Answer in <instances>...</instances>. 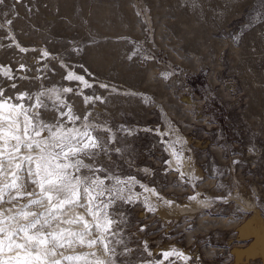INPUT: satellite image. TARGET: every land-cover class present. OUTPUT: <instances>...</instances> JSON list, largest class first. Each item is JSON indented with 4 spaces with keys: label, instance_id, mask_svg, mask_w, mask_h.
Masks as SVG:
<instances>
[{
    "label": "rangeland",
    "instance_id": "1",
    "mask_svg": "<svg viewBox=\"0 0 264 264\" xmlns=\"http://www.w3.org/2000/svg\"><path fill=\"white\" fill-rule=\"evenodd\" d=\"M13 3L0 6L13 20L0 28V63L16 77L26 74L19 63L29 76H46L17 79L22 90L71 87L101 97L85 104L65 94L77 114L92 112L116 135L95 162L137 181L133 201L117 203V264H264L256 237L242 232L264 222V0H21L12 10ZM68 71L93 86L66 80ZM142 185L159 192L156 211L147 210ZM172 249L189 259L164 260Z\"/></svg>",
    "mask_w": 264,
    "mask_h": 264
},
{
    "label": "snow or ice",
    "instance_id": "2",
    "mask_svg": "<svg viewBox=\"0 0 264 264\" xmlns=\"http://www.w3.org/2000/svg\"><path fill=\"white\" fill-rule=\"evenodd\" d=\"M20 2L15 0L12 10ZM5 3L0 0V6ZM0 15L6 17L0 28L13 24L8 13ZM11 39L15 41L14 36ZM14 46L21 53L29 51L18 42ZM42 56L47 58L50 53L45 50ZM17 71L26 74L16 77L11 65L0 63V75L7 78L0 84V264H117L116 246L124 244L120 238L124 217L117 203L133 201L132 186L137 181L135 177L122 179L112 175L95 162L99 152L106 153L108 145L115 143L116 135L105 123L96 121L92 112L77 114L65 94L80 95L85 104L101 97L87 96L71 87L22 90L17 79L43 80L46 76L27 75L30 68L26 63H19ZM64 78L79 81L85 88L93 86L83 75L72 71ZM99 87L109 85L100 83ZM169 147L179 162L180 153L173 145ZM112 150L121 151L119 147ZM142 187L159 198L155 189ZM144 202L149 212L156 211L147 198ZM165 203L171 205L173 201ZM66 208L84 209L92 217L91 222L84 215L65 219ZM72 224H80L82 229L61 226ZM146 227L142 226L141 231ZM75 247L99 248L103 255L96 250L75 255L61 251ZM129 251L125 246L123 252ZM173 255L189 259L176 249L162 254L164 260Z\"/></svg>",
    "mask_w": 264,
    "mask_h": 264
},
{
    "label": "bare ground",
    "instance_id": "3",
    "mask_svg": "<svg viewBox=\"0 0 264 264\" xmlns=\"http://www.w3.org/2000/svg\"><path fill=\"white\" fill-rule=\"evenodd\" d=\"M17 41V40H15ZM18 42V41H17ZM22 46V45H21ZM78 75V74H77ZM80 75V74H79ZM85 77V79L87 80L86 76L83 75ZM90 83V82H89ZM91 84V83H90ZM171 154L173 155L174 159L177 160V156L174 155L173 153V149L171 148ZM183 161L185 162V159L183 158ZM187 163V162H186ZM185 163V164H186ZM188 168V167H187ZM150 189V188H149ZM155 192L159 194V192L155 189ZM146 194H147V199H148V202L149 203H152L153 205H159L160 204V199L156 196V195H153L152 193L150 192H147L146 191ZM159 197H160V194H159ZM166 200V199H165ZM198 200V199H197ZM195 204V203H194ZM180 209V208H179ZM65 213L66 215L64 216L65 219H69V218H75L77 215H84L86 219H89V215H87V213L85 212L84 209H80V208H74V209H65ZM92 218V217H91ZM252 221V220H251ZM253 222V221H252ZM251 222V223H252ZM248 224L244 227L243 229V236H249V235H254L256 237V245H257V251L264 254V231H263V226L260 225L259 228L261 229H258V228H255L253 226V224ZM254 224H255V221H254ZM258 224V223H257ZM261 224V223H259ZM62 227H66V228H71L73 230H81L82 229V225L80 224H72V225H61ZM94 250V249H93ZM61 251H64V254L65 255H75L77 253H81V252H88V251H92L91 249H86L85 248H80V247H75V249H67L66 251L65 250H61ZM255 251V250H254ZM251 253H253V249L251 251ZM250 253V254H251ZM99 255H103V254H100L98 253ZM253 255H255L253 253ZM64 264H74V262H69V261H64Z\"/></svg>",
    "mask_w": 264,
    "mask_h": 264
},
{
    "label": "water",
    "instance_id": "4",
    "mask_svg": "<svg viewBox=\"0 0 264 264\" xmlns=\"http://www.w3.org/2000/svg\"><path fill=\"white\" fill-rule=\"evenodd\" d=\"M251 213H254V214H256V216H258V218H260L261 219V216H260V214L256 211V210H249ZM261 221H262V219H261ZM262 228H263V231H264V222H262Z\"/></svg>",
    "mask_w": 264,
    "mask_h": 264
}]
</instances>
